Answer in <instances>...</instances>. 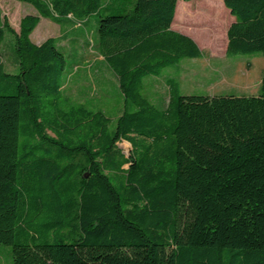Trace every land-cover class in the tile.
<instances>
[{
	"label": "trees",
	"instance_id": "trees-1",
	"mask_svg": "<svg viewBox=\"0 0 264 264\" xmlns=\"http://www.w3.org/2000/svg\"><path fill=\"white\" fill-rule=\"evenodd\" d=\"M18 1L37 14L17 31L0 23L16 67L0 62V244L13 264H264V73L248 97L181 95L171 77L157 105L143 79L202 55L171 29L178 0ZM221 1L234 18L225 53L264 56V0ZM91 15L114 118L68 101L58 40L29 38L39 17Z\"/></svg>",
	"mask_w": 264,
	"mask_h": 264
},
{
	"label": "rangeland",
	"instance_id": "rangeland-1",
	"mask_svg": "<svg viewBox=\"0 0 264 264\" xmlns=\"http://www.w3.org/2000/svg\"><path fill=\"white\" fill-rule=\"evenodd\" d=\"M191 1L200 2L201 0ZM178 2L188 1L178 0ZM36 13V9L29 3L18 0H0V23L6 20L7 24L15 31L18 30L21 17ZM105 13V11H101V15H105ZM227 16L233 17L228 11ZM227 16L213 8L202 7L193 11L192 16L186 21L185 30L195 34L193 39L201 49L202 55L196 58H181L175 62L172 68L168 69L171 71L172 76L178 77L181 95L235 97L255 95L258 89L259 77L264 73V56L260 53H225L226 30L229 23ZM97 17V15L89 16L84 24L82 23L83 25H78V28L72 29L73 31H70L67 35L71 38L77 37L81 48L86 50L84 55L86 54L90 60H93L96 56V53L91 51L93 50L91 43L95 36ZM40 19V22L29 34L30 40L34 44L39 43L34 39V36L39 32H41L40 39L42 40L48 37L57 39L61 45L60 50L65 55L66 70L75 72L77 70L75 65H80L81 62L78 50L76 51V46L72 42L68 43L60 36L64 31L69 30L73 23L59 25L50 23L49 19L43 17ZM12 47L13 39L9 33H5L0 45V62L8 73L16 72ZM246 63L249 64L248 68L245 67ZM70 76L67 77L63 89L68 101L82 102L87 107L102 109L110 118H114L119 113L120 106L118 104L121 100L118 97L115 80L110 74L96 72L95 82L88 78L87 86H84V94L78 91L77 85L69 83ZM100 77L108 81L106 88L109 92L103 93L100 91V84L98 83L102 80ZM146 78L143 79V82ZM141 93L149 97V87L144 84ZM151 99L157 105L161 100L163 104L166 102L163 97L157 98L159 102L155 101L152 96ZM117 147L124 155H128L131 148L126 141L118 142ZM0 264H13L10 246L0 244Z\"/></svg>",
	"mask_w": 264,
	"mask_h": 264
},
{
	"label": "crops",
	"instance_id": "crops-1",
	"mask_svg": "<svg viewBox=\"0 0 264 264\" xmlns=\"http://www.w3.org/2000/svg\"><path fill=\"white\" fill-rule=\"evenodd\" d=\"M202 7L203 8L204 7L213 8L214 10H217L221 14H225L227 16L228 10L225 8V6L223 5L221 0H201L200 2H192V1L178 2L177 1L175 4V12H174V17H173V20L171 23V29H173L177 32H180L181 34H184V35H187V36L193 38L195 34L192 33L191 31L189 32L188 30H185L186 29L185 28L186 27V21L188 20V18H190L192 16L193 11H195L199 8H202ZM227 17H228V21H229V23H228V26H229V24L234 21V18L230 17V16H227ZM40 18L41 17H39V22L41 20ZM50 23H54V22L50 20ZM188 25H189V23H188ZM190 26H192V24H190ZM78 27H79L78 24L71 25L69 30H66L62 34H60V36L63 37L66 41H68V43L72 42L76 46V51L78 50L77 52L81 58L80 65H75V66H77V70L75 72H71V70H70V72H71L70 77L71 78L69 80V83H72V85H75V86L77 85L79 88L78 91L80 93L84 94V90H85L84 86L85 85L87 86L86 82H87L88 78H90L91 80L94 81V79H95L94 77L96 75V72H98L99 74H101L102 72H104V74L108 73L115 80V87H117L118 97L120 98V94H119L120 92L118 90V84H117L116 77L111 72V70L108 68L106 63L103 61L102 57L96 54L95 58L93 60H90L86 54L84 55V53H86V50L81 48V45L79 44V40L77 39V37L71 38L70 36H67L70 31H73L72 29H75ZM59 31H60V29H59ZM40 38H41V32L37 33L34 36V39L39 42V43H35V44H40L42 41L47 39V38H45L44 40H42ZM57 44L59 46H61L59 41H57ZM91 51H94V50H91ZM245 67L248 68L249 64L246 63ZM168 69L169 68L165 69L163 71V73L160 74L159 76H147V78L145 77L146 80L143 83L149 87V98L150 99L152 96L155 99V101H158V99H157L158 97H163V99L165 98V101H167L168 87L166 85V81L169 78L174 77L171 75V71ZM100 78L102 79V80L98 81V83L100 84L99 85L100 91H102L103 93L109 92L108 88H106V84L108 83V81L102 77H100ZM175 78L178 80V77H175ZM260 78H261V76L259 77V81L257 83L258 89H259ZM257 79H258V77H257ZM258 89H257L255 95L258 94ZM160 103H162V100L160 101Z\"/></svg>",
	"mask_w": 264,
	"mask_h": 264
},
{
	"label": "water",
	"instance_id": "water-1",
	"mask_svg": "<svg viewBox=\"0 0 264 264\" xmlns=\"http://www.w3.org/2000/svg\"><path fill=\"white\" fill-rule=\"evenodd\" d=\"M87 175H84V177H86Z\"/></svg>",
	"mask_w": 264,
	"mask_h": 264
}]
</instances>
